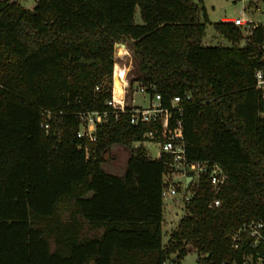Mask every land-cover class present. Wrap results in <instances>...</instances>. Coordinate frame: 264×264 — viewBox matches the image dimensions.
<instances>
[{"label": "trees", "instance_id": "1", "mask_svg": "<svg viewBox=\"0 0 264 264\" xmlns=\"http://www.w3.org/2000/svg\"><path fill=\"white\" fill-rule=\"evenodd\" d=\"M206 19L202 0H37L32 9L0 0V264H167L173 253L179 264L191 250L212 264L240 257L232 231L264 221V117L254 86L264 31L241 45L239 29L219 21L231 45H203ZM118 42L136 59L130 82L154 85L162 106L191 94L181 115L186 155L227 174L216 207L200 178L165 244L172 156L151 159L133 146L159 124L135 126L124 112L97 127L96 142L77 136L80 112L108 109ZM117 144L130 150L122 174L103 167Z\"/></svg>", "mask_w": 264, "mask_h": 264}, {"label": "built area", "instance_id": "2", "mask_svg": "<svg viewBox=\"0 0 264 264\" xmlns=\"http://www.w3.org/2000/svg\"><path fill=\"white\" fill-rule=\"evenodd\" d=\"M229 22L239 29L240 41H243L241 45L247 44L256 30L263 29L264 31V20L249 17L246 13L229 20ZM261 47L264 49L263 43ZM126 50L125 43H116L115 65L112 74V97L106 102L108 109L80 112L77 136L90 143L96 142L97 127L106 123L111 115L117 120L119 114L124 112L130 113V122L135 126L144 123H158L159 127L147 131L144 137L160 146V154L166 153L172 156L168 171L165 173L170 178L165 181L162 191L163 200L172 199L174 203L181 200L184 203L189 201L195 194L200 178L206 177L212 188V199L209 202V207L220 206L222 200L219 192L227 180L226 172L215 160H190L186 155L181 115L183 113L182 103L190 100L191 94L185 92L183 95H176L172 98L170 107L162 106L161 96L154 85H143L140 82L132 84L128 79L127 68L119 64L118 61L119 57L125 55ZM260 59L263 62L254 70V86L262 100V109L259 114L264 117V51ZM116 80H119L121 84L120 91H117ZM135 91L150 95L148 106L134 105L133 99L131 101L127 99L128 94ZM43 114L45 120L41 126L48 133L51 127L49 122L51 112L45 110ZM171 122H173L172 125ZM190 171H192L191 175L189 174ZM189 176L191 177L189 178ZM181 191L183 194L181 199H178L177 195ZM231 239L233 247L241 252L240 257L224 260L220 264H264V221L252 219L245 222L232 231ZM197 264L212 263H206L201 258L197 260Z\"/></svg>", "mask_w": 264, "mask_h": 264}, {"label": "rangeland", "instance_id": "3", "mask_svg": "<svg viewBox=\"0 0 264 264\" xmlns=\"http://www.w3.org/2000/svg\"><path fill=\"white\" fill-rule=\"evenodd\" d=\"M22 4L24 7L32 9L37 0H13ZM199 1V0H196ZM205 7L207 19L205 20L206 29L202 39L203 45H231V41L225 38L219 33L214 23L219 21H229L234 18L242 16L246 13L249 17L264 20V0H202ZM136 20L140 21L139 9L137 8L135 14ZM127 46L124 56L119 57V64L127 68V77L129 80L138 76V70L136 66V59L129 48L127 42H123ZM243 44V41L239 42ZM264 44V40H263ZM123 48V47H122ZM137 82H135L136 84ZM129 101L133 99L134 105L148 106L150 103V95L142 93L140 91L130 92L128 94ZM142 145L146 149L147 155L151 158H155L160 150V146L150 140L141 142H134L133 146L138 147ZM130 155V150L123 145H113L107 152L104 153L103 167L105 170L115 174H122L125 170L127 160ZM183 191L177 195L178 199H181ZM164 220L162 224V241L165 244L169 238L170 232L176 227L178 221L184 214V201L173 203L172 199L164 200ZM176 211L178 212L177 214ZM176 215V216H174ZM172 220V221H170ZM197 253L195 251H189L183 258L180 259L179 264H197ZM169 264H178L177 254L173 253L170 256Z\"/></svg>", "mask_w": 264, "mask_h": 264}, {"label": "crops", "instance_id": "4", "mask_svg": "<svg viewBox=\"0 0 264 264\" xmlns=\"http://www.w3.org/2000/svg\"><path fill=\"white\" fill-rule=\"evenodd\" d=\"M146 150V149H145ZM147 153V152H146ZM148 154V153H147ZM130 156V155H129ZM161 156V154H160V152H158V154H157V156L155 157V158H151V159H157V158H159ZM149 157V156H148ZM170 177L169 176H166V175H164V177H163V180H164V182L165 181H167V179H169ZM164 201V200H163ZM173 202V201H172ZM174 203V202H173ZM176 204V203H175ZM163 206H164V202H163ZM163 212H164V209H163ZM178 212L176 211V213L175 214H177ZM174 216H176V215H174ZM165 218H164V215H163V219H162V224H163V220H164ZM170 221H172V220H170Z\"/></svg>", "mask_w": 264, "mask_h": 264}, {"label": "bare ground", "instance_id": "5", "mask_svg": "<svg viewBox=\"0 0 264 264\" xmlns=\"http://www.w3.org/2000/svg\"><path fill=\"white\" fill-rule=\"evenodd\" d=\"M118 82H119V80H116L117 91H120L121 87L118 86Z\"/></svg>", "mask_w": 264, "mask_h": 264}, {"label": "water", "instance_id": "6", "mask_svg": "<svg viewBox=\"0 0 264 264\" xmlns=\"http://www.w3.org/2000/svg\"><path fill=\"white\" fill-rule=\"evenodd\" d=\"M121 45L123 46L124 44H121ZM189 174L191 175V174H192V171H190ZM190 177H191V176H189V178H190ZM187 180H188V179H187Z\"/></svg>", "mask_w": 264, "mask_h": 264}]
</instances>
